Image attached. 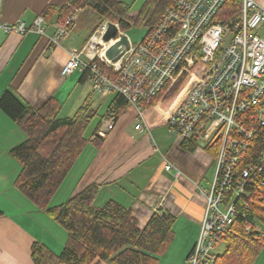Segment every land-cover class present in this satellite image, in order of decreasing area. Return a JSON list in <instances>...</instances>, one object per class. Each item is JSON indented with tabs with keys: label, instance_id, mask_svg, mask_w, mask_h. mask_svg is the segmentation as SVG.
Listing matches in <instances>:
<instances>
[{
	"label": "built area",
	"instance_id": "1",
	"mask_svg": "<svg viewBox=\"0 0 264 264\" xmlns=\"http://www.w3.org/2000/svg\"><path fill=\"white\" fill-rule=\"evenodd\" d=\"M225 3L174 0L140 42L133 44L126 36L128 47L115 62L105 57V51L124 33L115 24L116 39L104 43L102 37L109 23L104 21L82 50L70 53L61 70L62 76L86 71L93 93L99 97L121 95L140 117L147 105L158 96L166 97L186 75H196L167 121L169 130L181 141L193 140L204 149H216L213 181L207 190L200 188L197 192L205 206L187 264H213L220 236L244 215L235 203L248 195L246 184L262 173L264 185V150L257 161L241 168L239 180L236 174L256 131L264 127V4L240 0L236 14L223 17ZM73 22L72 14L62 24H53L49 45L59 46ZM48 28L40 16L30 28L22 22L7 25L0 21V30L6 33L35 31L46 35ZM114 125L109 120L95 131V136L105 138ZM135 129H141L140 123ZM163 168L171 171L172 165L164 163ZM179 176L176 169L175 177ZM251 229L264 238L261 224L252 222Z\"/></svg>",
	"mask_w": 264,
	"mask_h": 264
},
{
	"label": "crops",
	"instance_id": "2",
	"mask_svg": "<svg viewBox=\"0 0 264 264\" xmlns=\"http://www.w3.org/2000/svg\"><path fill=\"white\" fill-rule=\"evenodd\" d=\"M68 1L2 0L0 21L7 25L22 22L30 28L45 7L61 6ZM47 25L50 28L46 35L0 30V95L9 91L34 109L54 99L61 104L60 113L68 106L66 113L70 117L89 99L84 86L88 81L81 82V71L62 76L61 70L70 53L82 50L89 41L96 27V16L90 9L77 11L68 36L57 47L49 45L53 24ZM189 88L190 84L177 92L166 109H157L165 97L142 110L141 117L136 110L127 109L114 122L101 147L89 146L71 171L79 162L83 166L70 195L98 183L101 188L95 204L102 206L114 200L132 210L141 228L159 208L174 217V239L167 249L174 244L175 247L168 255L170 259H165L167 250L159 264H185L197 240L204 212L205 202L197 192L200 188L207 190L214 176L215 155L200 146L187 152L167 125ZM113 97L99 99L109 100V104ZM132 123H135L133 131ZM139 123L141 129H135ZM24 139L21 130L0 109V264H33L30 250L34 242L58 255L67 238L61 227L15 187L20 165L10 150ZM164 163L172 165L171 171L164 170ZM176 169L180 171L178 178ZM257 258L254 264H264V248Z\"/></svg>",
	"mask_w": 264,
	"mask_h": 264
},
{
	"label": "trees",
	"instance_id": "3",
	"mask_svg": "<svg viewBox=\"0 0 264 264\" xmlns=\"http://www.w3.org/2000/svg\"><path fill=\"white\" fill-rule=\"evenodd\" d=\"M173 2L174 0H145L135 17H129V6L123 0H69L61 6L45 7L38 16L46 24H62L75 12L90 9L96 16V27L108 21L117 24L124 33L132 26H143L148 35ZM238 6L240 0H226L222 16L236 14ZM86 79L87 72L84 71L81 82ZM179 85L173 87L167 96L172 97ZM0 96V109L25 136L23 142L10 150V155L20 165L15 187L39 211L61 227L67 236L64 248L58 255L43 244L34 242L30 250L32 263L159 264L175 234V219L164 209H157L141 228L132 210L114 200H109L102 206L95 204L101 188L98 183L89 184L60 204H52L54 196L81 155L89 146L97 149L103 144L104 138L95 136V131L102 122H116L127 110L125 99L119 94L113 95L91 138H86V130L96 115L90 109L92 105L88 102L89 99L80 105L74 115L60 118L61 104L54 99H49L40 108L34 109L19 101L9 91ZM159 98L160 96L154 99L146 108L155 106ZM197 146L193 140L182 141L181 144L187 152H192ZM205 150L216 156V149L205 147ZM263 150L264 127H260L236 171L237 180L241 168L257 161ZM262 176V173L253 176V180L245 186L248 195H242L236 200L240 215H244L237 217L229 230L220 236V242L225 248L217 254L213 264H254L258 259L264 248V238L254 229L248 230V227L252 222L264 227Z\"/></svg>",
	"mask_w": 264,
	"mask_h": 264
},
{
	"label": "rangeland",
	"instance_id": "4",
	"mask_svg": "<svg viewBox=\"0 0 264 264\" xmlns=\"http://www.w3.org/2000/svg\"><path fill=\"white\" fill-rule=\"evenodd\" d=\"M261 4L264 3V0H258ZM124 3H126L129 6V14L130 15H134L137 14V12L139 11V9L141 8V6L144 4L145 0H123ZM147 33V29L143 26H132L130 29L126 30L124 32V34L128 37V39L130 40L131 43L136 44L138 42H140L143 37L146 35ZM193 73V72H192ZM196 78V75H186V77L182 80V83L179 87V89L176 90V92L174 93V95H176L177 92H180L185 86H188L190 83H192L194 81V79ZM84 86L85 87V95L89 96V103H91L92 106H90L92 109V111L96 112V115L94 116V118L91 120L89 127L86 130L85 133V137L86 138H91L92 133L94 132V130L96 129L97 125L100 122L101 117L105 114V111L108 107V102L109 100H101L99 99L100 97L93 93L91 90V85L89 82H87ZM82 87V86H80ZM174 95L172 97L166 96L165 98H167L165 101L161 102V105H158L157 109H166L170 103H172L173 99H174ZM85 96V97H86ZM67 109L68 106H66L61 113L59 114L60 118H64L65 116H69L67 115ZM127 109H131L130 107H128ZM72 116V115H71ZM105 121L102 122L100 127H103L102 125H104ZM134 125L135 123H132L130 130L133 131L134 129ZM83 166L79 164L76 166V168L74 169L73 172H71L72 174H70L64 181V183L62 184V186L59 188V190L57 191L56 195L53 198L52 204H60L62 202H64L71 194V191L73 190V187L75 185H77L79 178L78 172H81ZM78 178V179H77ZM175 247V244L171 247V249L168 250L167 252V256L165 257L168 258L172 252L173 249ZM225 248V245L220 242L218 244L217 250L221 253ZM163 259V258H162ZM162 259L160 258V260L162 261ZM163 260V263H165V261L167 260ZM170 259V258H168ZM186 264V262H185ZM256 264H259V262Z\"/></svg>",
	"mask_w": 264,
	"mask_h": 264
},
{
	"label": "water",
	"instance_id": "5",
	"mask_svg": "<svg viewBox=\"0 0 264 264\" xmlns=\"http://www.w3.org/2000/svg\"><path fill=\"white\" fill-rule=\"evenodd\" d=\"M118 34L117 26L113 23H108V29L102 37L104 43H109L116 39ZM119 39L110 45V47L105 51V57L113 62L120 58L124 48L128 47V39L125 34H120ZM165 213H162L164 215Z\"/></svg>",
	"mask_w": 264,
	"mask_h": 264
}]
</instances>
